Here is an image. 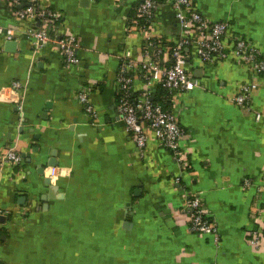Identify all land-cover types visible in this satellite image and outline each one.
I'll return each instance as SVG.
<instances>
[{"label":"crops","instance_id":"1","mask_svg":"<svg viewBox=\"0 0 264 264\" xmlns=\"http://www.w3.org/2000/svg\"><path fill=\"white\" fill-rule=\"evenodd\" d=\"M44 1L62 15L59 33L77 37L79 65L68 69L53 47L34 58L33 40L21 35L29 24L0 3V27L15 29L18 44L9 52L0 36V209L27 212L0 218L3 264H264V244L250 245V233L264 226V121L255 118L264 115V76L193 57L198 88L182 97L179 118L191 167L153 137L142 157L117 109L118 57L141 47L126 32L140 0ZM193 3L212 22L231 21L264 53V0ZM157 20L159 35L174 40L179 29L167 4ZM251 81L252 110L227 100ZM16 82L27 85L23 101ZM84 89L95 119L79 102ZM12 147L23 159L18 167L1 160ZM186 191L203 193L220 250L212 237L191 233L181 211Z\"/></svg>","mask_w":264,"mask_h":264},{"label":"built area","instance_id":"2","mask_svg":"<svg viewBox=\"0 0 264 264\" xmlns=\"http://www.w3.org/2000/svg\"><path fill=\"white\" fill-rule=\"evenodd\" d=\"M13 8V16L20 23H28L29 27L21 35L33 40L34 58L46 48L57 49L64 66L68 69L77 67L79 59L78 39L73 34H60L59 27L62 15L53 10L44 0H0ZM27 3L26 8H18ZM167 4L174 14L179 29L177 37L165 41L159 35L158 12L162 4ZM231 21L212 22L194 7L193 0H140L134 14L127 20V36L140 37V51L134 53L124 49L119 55L118 113L128 133L132 135L142 157L151 137L164 150L172 153L176 163L186 169L191 167L189 148L183 147L186 134L180 124L181 100L198 88V82L191 74L193 57L202 65H218L228 60L238 66H244L255 77L264 76V53L260 47L246 39L236 31ZM0 36L7 41L17 37L13 28L0 27ZM12 88L20 93L18 100L23 101L27 85L14 83ZM164 89L167 96L165 102L171 104L166 110L161 103H154V94ZM256 86L253 82L239 85L238 92L227 100L240 109L252 110V101ZM78 99L86 114L92 119L98 115L87 89L78 94ZM183 101V100H182ZM256 113V121H264V115ZM10 148L2 155V162L15 167L22 165L23 159ZM55 169L50 177H55ZM179 183V180H175ZM250 179L244 181V188H250ZM202 192L186 191L181 211L189 219L191 233L198 236L212 237L217 250H220L221 235L218 223L206 210ZM32 208V207H30ZM17 210V209H16ZM21 210V209H20ZM14 211L0 209V218L11 216ZM27 213L21 210L17 216ZM264 244V226L250 233V245L260 249ZM0 264L3 262L0 260Z\"/></svg>","mask_w":264,"mask_h":264},{"label":"trees","instance_id":"3","mask_svg":"<svg viewBox=\"0 0 264 264\" xmlns=\"http://www.w3.org/2000/svg\"><path fill=\"white\" fill-rule=\"evenodd\" d=\"M167 94L164 91V89L160 88L153 96L154 103H161L164 105V108L166 110H170L171 104L169 102H165L164 97H166ZM119 99V98H118ZM21 210H15V212L10 216V219H13ZM23 216V215H22Z\"/></svg>","mask_w":264,"mask_h":264},{"label":"water","instance_id":"4","mask_svg":"<svg viewBox=\"0 0 264 264\" xmlns=\"http://www.w3.org/2000/svg\"><path fill=\"white\" fill-rule=\"evenodd\" d=\"M5 46H6V48L8 49L9 52H16L18 44H17L16 41H7ZM50 167L51 168L57 167V163L56 162H51L50 163ZM47 183L49 184L50 181L47 180Z\"/></svg>","mask_w":264,"mask_h":264}]
</instances>
